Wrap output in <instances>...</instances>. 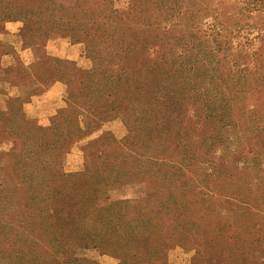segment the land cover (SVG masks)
Masks as SVG:
<instances>
[{
  "label": "trees",
  "instance_id": "16d2710c",
  "mask_svg": "<svg viewBox=\"0 0 264 264\" xmlns=\"http://www.w3.org/2000/svg\"><path fill=\"white\" fill-rule=\"evenodd\" d=\"M113 1L0 0V22L21 21L23 44L67 35L83 42L92 60L85 71L68 61L55 62L60 70L52 81L65 80L69 89L66 106L53 115L49 126L34 123L22 109L30 124L23 134L26 140L16 138V171L6 172L0 183V264H98L77 254L88 248L115 255L119 264H165L168 250L177 245L195 248L198 258L209 253L208 264H249L247 254L259 247L261 239L252 238L256 224L250 227L245 221L244 226L241 218L256 213L253 208L258 206L246 195V176L236 180L243 181L242 186L211 181L209 158L202 151L219 137V129L234 126L233 134L247 145L249 154H264V123L260 124L264 45L252 51L253 63L234 61L231 66L218 55L228 43L221 15H215L222 26L218 30L206 20L195 23L194 15L209 13L198 0H175L176 8L171 2L159 4L166 0H150L165 15L178 12L174 26H192L200 32L192 39L193 34L183 29L182 43L167 44L153 41L160 28L153 22L156 14H145L141 21L146 28L138 31L134 17L122 18ZM243 2L238 12H257L264 28V0ZM253 37L247 38L241 56ZM256 37L264 42V31ZM66 64L68 78L62 67ZM240 96L250 99L240 101ZM186 115L201 126L213 121L208 126L212 134L188 141L183 135L187 131L181 129L176 135L173 129ZM115 116L126 124V135L118 142L106 134L93 143H119L122 152L113 156L120 165L108 155L103 161L111 169L107 174L91 169L65 172L60 159L70 141ZM27 141L30 147L21 163L18 146ZM210 161L213 164L215 158ZM22 167L20 174L17 170ZM247 168L251 171L253 166H245L244 171ZM139 178L143 180L134 181ZM157 179L169 184L167 194L159 193L165 188L155 183ZM149 182L154 190H149ZM189 184L196 185L202 196H190ZM122 189L126 193L121 194ZM99 199L107 203L98 205ZM237 212L241 217H236Z\"/></svg>",
  "mask_w": 264,
  "mask_h": 264
},
{
  "label": "rangeland",
  "instance_id": "374dc122",
  "mask_svg": "<svg viewBox=\"0 0 264 264\" xmlns=\"http://www.w3.org/2000/svg\"><path fill=\"white\" fill-rule=\"evenodd\" d=\"M173 1L175 0L161 1L159 4L162 5L163 3L171 2L172 7L176 8L177 4L175 2L172 3ZM243 1L245 0H198L199 5L207 6V11L209 13H206L205 15H201L200 13L194 15L195 23L201 24L206 20L207 22H212L215 24L217 30L222 26L216 23L218 21L215 19V15H221L220 18L225 26L223 34L228 43L224 45V50L222 51L226 54V58H224L222 52L218 55H220L222 60H224L228 65L231 64V66L233 65L234 61L239 65H243L245 61L246 63H253L254 59L252 56V51L258 49L260 46L263 48L264 45V42L260 40L259 37H256L257 35H261L264 31V28L262 27L263 19L261 20L260 15H258V13L255 11L248 12L244 15L239 13L238 9L244 4ZM113 4L122 18L127 17L128 15L134 17V22H138V31L139 29L141 30L146 28L141 21L145 14H156L157 17L153 18V22L156 27L159 26L160 28L158 30L159 32L153 33L154 43L157 41L158 43L162 42L163 44H167V42L174 40L180 41L182 43L183 40L180 39V34L183 29H186V33L190 31L189 34H193L192 39H197L200 37L199 30H193L192 26H174L173 23L176 22L174 18L178 12H172V15H165L164 10L163 12L159 11V9H157V3H154L153 1L114 0ZM191 21L192 19H190V22ZM237 21L238 23L235 25V22ZM20 23L21 29L23 27V23L21 21ZM161 37L164 39H161ZM248 37H253L251 44L248 46L249 48H247L246 54L243 51L242 53L244 56H241L239 53L242 51V49H244V47H247L246 42ZM60 38L61 40H57L55 45L57 44V46L65 47L67 42L69 45L74 44L77 49V53L75 54L76 58L50 54L46 49L48 40L45 42H36L35 45L23 44L21 49H10L8 45L0 41V55L3 52L8 51L13 54L15 60V69L13 75L11 76L12 85L14 87L12 86L11 95L9 96V98L12 99L11 105L7 108L5 103H0V166H2V170H0V183L2 182L3 176L6 172L14 173L16 171L14 169L15 165L13 157L14 147H17L15 140L17 138L18 141L19 138L20 141H22L27 125H30L23 118L22 114V102L25 100L24 93L30 91L32 88L43 86L41 84H47L48 82L54 80V78H56V76L59 74L60 70L59 64L55 63L58 60H63V63L60 65L65 64L64 61H68L81 71L89 69L92 65V60L89 57V54L86 51V46L83 42L77 41L75 38H71L67 35H61ZM60 38L58 37L57 39ZM209 38L211 39L213 36L209 35ZM12 39L15 38L13 37ZM64 47L63 50H66ZM175 50L181 52V48L176 47ZM189 58L191 57H188V59ZM200 61H202V58ZM66 66H68V64L62 67L64 71H66L65 73L67 74L68 78L71 75L69 74L70 71ZM79 75L80 74L78 72L75 77ZM62 82L64 83V91L62 92L59 101L43 108L40 118L35 119L34 123L40 124L42 126H49L51 124L53 115L56 114L60 108L66 106V94L68 93L69 86L65 83V80H62ZM230 84L232 83L230 82ZM16 97L18 98L17 100H15ZM243 99L244 97H239L240 101H243ZM249 99L250 96L244 100L249 101ZM241 105H243V103L239 104V106ZM190 117L191 116L186 115L179 128L173 129V131L176 132V135L177 133H181V129H183L187 131V134L184 133L183 135L186 141H188L190 138L198 139L199 137L212 134L208 130V126L210 127L212 124H214L213 121L201 126V124L195 123L194 118ZM263 123L264 120L260 121L261 125ZM232 127L234 126L223 127L222 129H219V137H215L210 146L204 147L202 154L204 155L206 153V157L209 158V161H207L206 164H209L207 170L211 174V181L219 179V181H231L238 186H242L243 181L241 184H239L236 183V180L240 178L242 179V176H246V180L244 181L246 186L244 189L245 191L249 192L246 193V195L249 196L250 199L255 200V205L258 206L253 208V211L256 212L254 214H245L241 217L238 215L241 214V212H237L235 215H237L236 217H244V226H246L245 221H249L250 227L253 224H256L254 229L252 228V238L261 239V243H257L259 247L252 249L250 253L247 254V257L249 259V264H264V154H249L247 145L241 143L239 139H237L233 134L235 133L237 127H235L233 130L231 129ZM127 131L126 124L119 116H115L109 120H104L98 128L88 130L81 137L70 141L67 149H65L61 155V168L67 173L81 172L90 169L93 172H97L98 174L109 173L111 169L109 166H105L103 161L109 155L111 159H114V162H117L118 166L120 165L118 158L113 156L122 152L119 147V143L111 140L113 141H110L112 144L103 146L100 141H97V143L93 142L101 139L106 134L112 135L119 142V140H121L126 135ZM211 141V139L208 140V142ZM18 147L21 153L17 150V159H20L22 163L24 159L23 153L27 155V150L30 146L28 145L27 141L25 144H23V146L20 144ZM207 153L209 154L207 155ZM198 155H200V153H198ZM214 158L215 161L212 162L213 164H216V166L212 167L213 164H211L210 159L212 160ZM247 165L251 167L253 166L251 171L249 168H247L248 171H244L245 166ZM234 167L237 168L235 169ZM227 168L232 169L230 171H226L225 169ZM23 169L24 168L22 167L19 169V171L17 170V172L22 174ZM142 180L143 179L139 178L135 179L134 181L141 182ZM157 180L158 181L155 183L158 186H162L163 189L165 188V190H158L157 188L159 193L167 194L168 191H170H167L166 189L169 184L167 182L164 183L163 179ZM146 182L148 181L146 180ZM180 184V181L177 182V185ZM148 185L150 191L156 188L152 182H149ZM189 185L193 188V191L191 190L192 195H190L188 192L185 194V197L189 198V195L193 197L202 196V193L197 191L199 189L196 185ZM96 203H98V205H105L107 202L103 199H99ZM210 222L215 223L214 221ZM254 246H256V242H254ZM217 248L218 246L214 248V251H217ZM257 248L259 250H255ZM77 254L90 260H94L98 262V264H119L118 257L110 253H104L98 248H88L84 250L79 249ZM209 256L211 255L205 252L203 253V257L201 256V258H198L195 248H185L177 245L168 250L165 264H193L194 259L200 264H208L209 259L207 258ZM212 258H214V256H212Z\"/></svg>",
  "mask_w": 264,
  "mask_h": 264
},
{
  "label": "crops",
  "instance_id": "0c3cea01",
  "mask_svg": "<svg viewBox=\"0 0 264 264\" xmlns=\"http://www.w3.org/2000/svg\"><path fill=\"white\" fill-rule=\"evenodd\" d=\"M20 26V21L0 22V41L8 45L10 49H21L23 46ZM13 37L15 39H12ZM56 37L60 38L61 35H52L48 38V44L46 45L48 52L59 56L76 58L77 49L75 45H69L67 42L65 47L63 46L66 50H63V47L55 45L57 40H61V38L57 39ZM14 63V56L11 52L5 51L0 55V103H5V105L11 95V88L13 86L11 76L15 69ZM63 91L64 83L59 80L52 81L46 86L38 87L31 94L27 91L24 93L23 112L28 118L33 120L39 119L42 109L57 103ZM120 193H126V190L122 189Z\"/></svg>",
  "mask_w": 264,
  "mask_h": 264
}]
</instances>
